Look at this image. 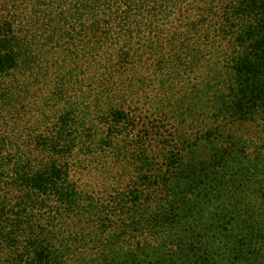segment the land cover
<instances>
[{"label":"trees","instance_id":"trees-1","mask_svg":"<svg viewBox=\"0 0 264 264\" xmlns=\"http://www.w3.org/2000/svg\"><path fill=\"white\" fill-rule=\"evenodd\" d=\"M3 8L5 127L31 99L13 86L50 77L54 54L71 69L25 152L0 137V264H264V0ZM91 164L101 197L78 181Z\"/></svg>","mask_w":264,"mask_h":264},{"label":"rangeland","instance_id":"rangeland-1","mask_svg":"<svg viewBox=\"0 0 264 264\" xmlns=\"http://www.w3.org/2000/svg\"><path fill=\"white\" fill-rule=\"evenodd\" d=\"M51 2L53 0H50ZM64 1V0H61ZM12 12H14L11 8L10 10L8 8H3L0 11V15L3 16H9ZM15 13V12H14ZM35 46L37 47H41L42 43L41 42H37L35 44ZM58 57H62V58H58ZM64 56L60 55L55 57L54 55H51L49 58V62L50 64H53V69L51 71L48 72V75L50 73V77H45L44 79L41 78L43 76L42 72H37V75H40L39 78H37V81L35 83H27V81H25V79H21L25 81V84H21V82H19V84L17 86H13L12 87V91L13 90H18L20 91L19 94V98H22V96L24 94H26L27 92L30 93L31 95V99L30 101H27L25 103V105H23L24 108V112L27 114H25V116L21 119V121H19L15 128H11L12 126H8L5 127L4 126V116L5 113L2 112L0 113V137L6 136L4 134H7L12 131V136L14 138V140L17 142L19 148L25 152V148L27 149V145L26 142L29 140L28 138L34 137L36 134L32 135V133H25V130H23L24 126H26L27 124L32 125V123L34 122V119L36 118L35 114V109L37 107L38 104H40L42 101H48V99L51 97V94H53L52 92L55 89V84H57V81L59 80L60 77L63 76L62 73L66 72L67 70H70L71 68H69L71 66V64L69 62H65L63 60ZM68 61V60H67ZM208 70V69H207ZM205 75L202 76V80L203 77ZM200 76L199 79L194 80H190V83H188V90L187 93H197L200 91L201 89V85H200ZM14 93H16L15 91H13ZM24 92V93H23ZM3 103L0 102V107H2ZM32 107V108H30ZM27 109V111H26ZM31 109V110H28ZM14 129V130H13ZM10 134V133H9ZM99 156V154H98ZM97 156V162L101 161V157ZM100 165L96 166L95 164H91L90 165V169H92V174L85 177L82 176L81 179H78L80 185H82V187L84 188L85 191H92L93 194H96L97 192H99L100 197L105 195L106 193H108V191H110V189L108 188H104L101 186V184L104 182L105 186L110 183V181H107V176L105 177V174L100 175L101 171H100ZM98 171H96V170ZM118 172V169H115V174ZM114 174V175H115ZM7 181V180H5ZM91 193V192H90ZM103 193V194H102ZM11 204L14 203V201L11 199L10 200ZM5 211H10V210H5ZM46 215H50L48 213L47 210H45V212H43Z\"/></svg>","mask_w":264,"mask_h":264}]
</instances>
